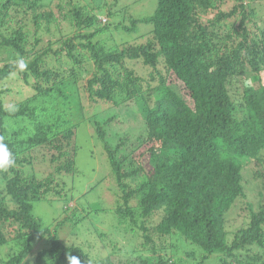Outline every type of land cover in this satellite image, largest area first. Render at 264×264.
<instances>
[{
  "label": "trees",
  "instance_id": "trees-1",
  "mask_svg": "<svg viewBox=\"0 0 264 264\" xmlns=\"http://www.w3.org/2000/svg\"><path fill=\"white\" fill-rule=\"evenodd\" d=\"M123 3L77 1L58 18L40 3L0 2V85L15 76L31 89L13 106L0 89V142L15 158L0 169V264H264V191L240 202L256 177L264 188V0H156L147 16ZM140 24L150 28L130 42ZM87 102H134L138 144L112 148L113 118L90 115ZM88 118L114 177L112 204L74 199L76 209L60 175L75 171ZM36 160L54 172L41 176ZM63 195L49 221L34 212ZM106 210L105 232L91 214ZM233 211L243 222L231 230ZM69 226L78 242L60 238ZM85 226L96 242L80 236Z\"/></svg>",
  "mask_w": 264,
  "mask_h": 264
},
{
  "label": "rangeland",
  "instance_id": "rangeland-1",
  "mask_svg": "<svg viewBox=\"0 0 264 264\" xmlns=\"http://www.w3.org/2000/svg\"><path fill=\"white\" fill-rule=\"evenodd\" d=\"M33 3H40L41 6L45 7V9H50L54 12L55 17L62 18L65 15H68L69 9L73 8L75 3L77 1L80 2L81 5L84 4H90L91 0H29ZM106 4L112 8V10L120 9L123 5L127 4L126 10H128L131 14L135 16H147L151 14L156 6V0H119L118 2L113 3V0H105ZM2 2V0H0ZM231 3H226L225 6H229ZM112 5V6H111ZM92 7V6H90ZM114 15V14H112ZM107 15L106 10L100 13L99 19L101 21V18H105V22L107 21ZM103 22V21H102ZM150 28L149 25L146 24H140L138 27L135 28V30L132 31L130 35H127L126 38H130V42H137L136 40H133L137 37V35L141 32L148 31ZM57 29H60L61 31L65 29V26L60 24ZM67 29V28H66ZM135 35V36H134ZM103 38H106V35L102 36ZM141 38H138L139 41L145 42L143 38L144 36H140ZM133 40V41H132ZM111 42V40H108ZM117 42V41H116ZM263 81H264V73H263ZM2 86L4 88L10 89L4 96H3V102L5 105H15L16 103H19L23 100V98L31 95V89L28 88L26 85H24L21 81H17L15 76L9 80H4L2 83ZM0 85V89L3 88ZM134 102H123L122 104H119L118 106H111V104L102 103L95 107H91L92 105L86 103V109L89 111V114L92 115V113H97L96 116H99L103 120H108L109 118H113L110 122L111 128H106L104 126V129L106 132V140H108L109 144L112 148L119 146L120 151L128 152L131 148L136 146L138 143L136 140V137H138L141 133L144 132L142 126L143 121L140 117L139 112H137L136 107L133 104ZM89 120V118H88ZM85 119L83 122H81V125L76 133V142L78 144V151L76 155V167L75 171L72 175L66 177L64 175H60L63 180L66 182V186L70 185L71 190L66 192L67 195H74V198L69 202L70 206H73V208L79 209V204L74 200L77 199L78 202H84L86 199L94 201L95 204L99 203L105 207H109L112 204V198L107 197V193L112 186L114 182V177L111 173V169L109 166V163L106 158V154L103 150V145L101 139L97 137L96 134H94V125L92 124L94 120ZM108 133V135H107ZM108 138V139H107ZM122 142V143H121ZM39 160H36L34 163L37 170L40 171V175L45 177L52 174L54 170H52L51 167L46 165L45 162H41ZM259 178L256 177L253 179V181L250 183L253 185H256L257 188H254L253 191L250 189L247 191V197L243 200H241V203H244L246 200H249L250 198L254 199V197L257 194L258 190L264 191V188L258 187V180ZM249 188V187H248ZM250 190V191H249ZM86 191L88 195H85ZM104 191V195H103ZM99 195V196H98ZM62 199H59L57 201H41L36 202L34 204V212L36 215H39L43 218V221L45 220L49 221L51 218V214L55 208V214L59 213L57 212L59 210L60 205L63 203V200L65 199L64 195L61 197ZM93 203V202H92ZM54 207V208H53ZM82 210V209H81ZM80 210V211H81ZM104 213V214H103ZM93 212L91 214L92 222L94 223L95 227H98L102 231H107L111 227L110 222L108 219L112 218L111 213L109 210H106L105 212ZM55 215H52V217ZM107 219V220H106ZM242 219L238 215V213L234 212L230 217L227 219V224L229 225V228L231 230L239 227L242 224ZM95 227L91 226L90 229L86 228V226L81 229L79 227L78 229H81L80 236H83L84 238L87 237L89 239V243H94L97 241V234ZM73 227L69 226L68 228H63L60 231V238L61 239H67L68 243L70 242H78L79 239L74 237L75 235L71 233ZM89 229V230H87ZM69 230V232L67 231ZM129 236V234L127 235ZM95 239V241H94ZM124 239L122 236H117L116 241H118V244L120 241H123ZM176 245V242L174 243ZM98 250V249H97ZM96 248L91 251V253L99 254V250L97 251ZM104 251H101L100 253L104 254ZM106 253V252H105ZM178 253L180 256L184 257L185 259H189V255L185 254L183 249L178 246ZM170 253H168L169 255ZM101 255V254H100ZM106 255V254H104ZM193 257V255H191ZM125 258V257H120ZM117 259V258H116ZM124 263V259H121ZM116 261V260H115ZM118 261V259H117ZM42 264H51L47 260L43 261Z\"/></svg>",
  "mask_w": 264,
  "mask_h": 264
},
{
  "label": "clouds",
  "instance_id": "clouds-1",
  "mask_svg": "<svg viewBox=\"0 0 264 264\" xmlns=\"http://www.w3.org/2000/svg\"><path fill=\"white\" fill-rule=\"evenodd\" d=\"M102 21L105 20V18H101ZM20 68L26 67L23 60L19 63ZM10 110L14 111V108H11ZM3 138L0 137V140ZM15 164V158L12 155V153L8 150V147L6 144L0 142V169H7ZM70 264H80V261L76 257H72L70 260Z\"/></svg>",
  "mask_w": 264,
  "mask_h": 264
}]
</instances>
